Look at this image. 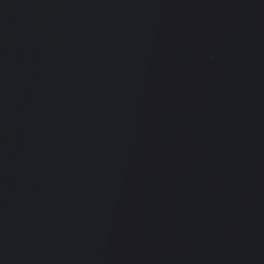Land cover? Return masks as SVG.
Instances as JSON below:
<instances>
[{"label":"water","instance_id":"95a60500","mask_svg":"<svg viewBox=\"0 0 264 264\" xmlns=\"http://www.w3.org/2000/svg\"><path fill=\"white\" fill-rule=\"evenodd\" d=\"M0 264H264V0H0Z\"/></svg>","mask_w":264,"mask_h":264}]
</instances>
